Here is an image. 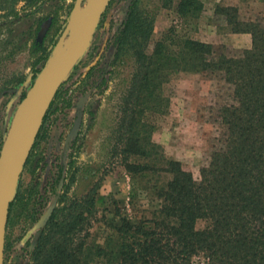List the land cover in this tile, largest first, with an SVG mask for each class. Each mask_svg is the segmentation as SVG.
<instances>
[{
  "label": "trees",
  "instance_id": "trees-1",
  "mask_svg": "<svg viewBox=\"0 0 264 264\" xmlns=\"http://www.w3.org/2000/svg\"><path fill=\"white\" fill-rule=\"evenodd\" d=\"M19 1L35 0H0V17L12 14ZM176 1L179 15L201 7L197 0ZM138 4L130 0L116 37L115 60L129 56L132 68L118 97L109 157L128 173H152L157 206L135 223L120 216L99 240L89 232L97 221L99 180L68 196L70 174L27 264H264V21L239 20L231 6L215 9L230 32L249 34V47L238 55L170 29L146 53L153 17ZM42 65L33 68L30 82ZM178 71L217 74L230 87L232 101L218 109L222 132L197 180L151 140V118L167 108L162 86ZM198 220L201 228H195Z\"/></svg>",
  "mask_w": 264,
  "mask_h": 264
},
{
  "label": "rangeland",
  "instance_id": "rangeland-1",
  "mask_svg": "<svg viewBox=\"0 0 264 264\" xmlns=\"http://www.w3.org/2000/svg\"><path fill=\"white\" fill-rule=\"evenodd\" d=\"M86 1L80 0L78 11ZM197 1L201 7L195 14L179 15L176 0L168 6L164 0H139V7L153 17L145 52L170 29L177 37L222 44L226 53L238 55L249 47L250 36L230 32L215 9L231 6L239 20L264 21V0ZM74 2L19 1L12 14L0 17V21L7 20L0 25V145L20 93L29 86L33 68L50 56ZM129 2L106 1L85 51L46 105L43 124L28 144L10 194L2 264L28 263L43 217L70 174L73 181L68 196L83 194L99 180L97 221L89 228L99 240L113 231L120 216L135 223L140 217H149L157 206L152 173H128L109 157L118 97L132 68L131 57L120 62L114 57ZM162 93L167 108L152 116L151 140L160 146L164 158L179 162L197 180L199 168L207 163L222 132L218 109L232 101L230 87L217 74L178 71L168 76ZM165 179L164 175L161 180ZM202 226V221L195 222V228Z\"/></svg>",
  "mask_w": 264,
  "mask_h": 264
},
{
  "label": "water",
  "instance_id": "water-1",
  "mask_svg": "<svg viewBox=\"0 0 264 264\" xmlns=\"http://www.w3.org/2000/svg\"><path fill=\"white\" fill-rule=\"evenodd\" d=\"M106 1L107 0H87L84 6L79 9V12L85 9V13L76 28L71 32L68 30L71 13L73 10L78 9L80 2V0H75L73 8L69 12L63 25L61 36L55 43L50 56L46 58L45 62L25 90L23 97L19 99L14 107L0 145V264H2L4 228L7 218L8 202L10 200V194L15 186L17 174L26 155L28 144L32 137H34L51 95L85 51ZM64 35H66V38L62 41ZM39 103H41V106L37 125L16 166L11 181H8L7 175L11 160L14 157L18 135L23 129L26 120ZM53 205L54 201L48 207L43 217V224ZM37 234L38 232L35 237Z\"/></svg>",
  "mask_w": 264,
  "mask_h": 264
},
{
  "label": "bare ground",
  "instance_id": "bare-ground-1",
  "mask_svg": "<svg viewBox=\"0 0 264 264\" xmlns=\"http://www.w3.org/2000/svg\"><path fill=\"white\" fill-rule=\"evenodd\" d=\"M87 2V1H86ZM74 11V12H73ZM71 13V21H69L70 25L68 24V30L71 28V32L76 28L78 23L80 22L81 18L83 17L85 13V9H83V12L80 13L77 10H73ZM81 14V15H80ZM70 27V28H69ZM41 103L37 105L35 110L32 112V114L29 116V118L26 120L23 129L20 131L18 135V142L15 147L14 157L11 160L7 180L11 181L12 176L15 172L16 166L24 153L25 147L30 140L32 133L37 125L38 118H39V110H40Z\"/></svg>",
  "mask_w": 264,
  "mask_h": 264
},
{
  "label": "flooded vegetation",
  "instance_id": "flooded-vegetation-1",
  "mask_svg": "<svg viewBox=\"0 0 264 264\" xmlns=\"http://www.w3.org/2000/svg\"><path fill=\"white\" fill-rule=\"evenodd\" d=\"M7 20L0 21V25L4 24Z\"/></svg>",
  "mask_w": 264,
  "mask_h": 264
}]
</instances>
